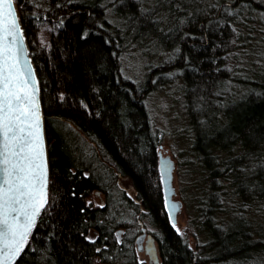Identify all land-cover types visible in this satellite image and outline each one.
Returning a JSON list of instances; mask_svg holds the SVG:
<instances>
[{"label": "trees", "instance_id": "1", "mask_svg": "<svg viewBox=\"0 0 264 264\" xmlns=\"http://www.w3.org/2000/svg\"><path fill=\"white\" fill-rule=\"evenodd\" d=\"M15 1L40 81L50 185L14 264H145L141 222L158 264H264V78L235 70L239 30L264 0L198 11L179 0ZM166 31L176 35L162 49L169 61L128 77L124 54ZM172 70L189 120L195 215L184 229L165 207L162 138L146 105ZM122 177L134 196L118 187Z\"/></svg>", "mask_w": 264, "mask_h": 264}, {"label": "snow or ice", "instance_id": "2", "mask_svg": "<svg viewBox=\"0 0 264 264\" xmlns=\"http://www.w3.org/2000/svg\"><path fill=\"white\" fill-rule=\"evenodd\" d=\"M21 37L13 0H0V264L21 255L47 204L38 89L18 67Z\"/></svg>", "mask_w": 264, "mask_h": 264}, {"label": "rangeland", "instance_id": "3", "mask_svg": "<svg viewBox=\"0 0 264 264\" xmlns=\"http://www.w3.org/2000/svg\"><path fill=\"white\" fill-rule=\"evenodd\" d=\"M179 1L180 5L191 6L198 11L201 9L205 10L211 3L218 0ZM247 15V26L239 30L238 48L235 53V56L239 60L236 61L235 70L240 69V71L239 69L237 70L239 71V75H242V73H246L249 76L262 74L264 78V11L252 10ZM244 36L246 38H243ZM175 38V34L173 35V33L166 31L160 37L162 40H159V44L128 50L123 56V70L125 74L134 80H139L151 68L168 62V58H170L173 52L168 53L162 49L172 43ZM160 53H164L163 56H158ZM167 55H169L168 58ZM235 56L233 57L234 59H236ZM166 74V80L168 79V82L161 83L156 81L147 96L146 105L150 113L152 125L161 135L162 152L169 154L176 164L173 186L177 193L174 199L181 200L183 207L178 214L177 224L175 225L179 229H184L187 228L190 217L195 215L193 192L191 187H188V184L186 186V183L192 180V171L188 168V158H186V153L190 145V136L188 133L189 120L184 102L182 78L178 73L173 72V70ZM118 187L125 190L131 196H134V186L129 177L120 178ZM147 233L151 232L147 229ZM197 235L200 236L199 239H204L201 235ZM88 237L95 238L92 232L88 234ZM144 238L145 246L139 249L140 253L138 255L147 264V257L145 259L146 249H144L147 244V237L145 236ZM191 240L195 243L197 239L195 236H192ZM158 255H160L159 251ZM158 257L159 263L160 256Z\"/></svg>", "mask_w": 264, "mask_h": 264}, {"label": "water", "instance_id": "4", "mask_svg": "<svg viewBox=\"0 0 264 264\" xmlns=\"http://www.w3.org/2000/svg\"><path fill=\"white\" fill-rule=\"evenodd\" d=\"M13 10L16 14V20H17L18 27L20 28L22 32V37L20 38L19 42L16 45V48L18 49V52H17L18 60H19L18 67L20 68L21 72L24 74V78L26 79L29 78L28 74L31 73V77L34 78L35 86L38 89L37 100H38L39 108H40L41 132H42V137L44 141V152H45V160H46V167H47L46 193H47V201H48L49 185H50V161H49V153H48V141H47V135H46L45 116H44L43 104H42V99H41L40 81H39L38 73L36 70V66L30 54V47H29L28 41L24 33L22 21L20 19L18 7H17L15 0H13ZM162 147L163 146H161L159 150L158 162H159L160 177H161L164 196H165V206H166V210L168 212V215L171 221L173 222V224H177L178 214L182 210L183 202L179 199H174V196L177 193L175 187L173 186L174 170H175L176 164L169 154H164L162 152ZM171 205H174L175 207H170ZM43 210L41 211V213L43 212ZM40 215L38 216L37 221ZM34 228L32 229V232ZM141 230L142 232L138 236V242H140L139 241L140 237H145V236L147 237L146 253L150 256L151 264L152 263L158 264L159 255H158L157 241L154 238L152 233H147V229L143 225L142 222H141ZM31 234L29 235L28 240ZM139 249H141L140 246H139ZM15 261H13L12 264H14Z\"/></svg>", "mask_w": 264, "mask_h": 264}, {"label": "flooded vegetation", "instance_id": "5", "mask_svg": "<svg viewBox=\"0 0 264 264\" xmlns=\"http://www.w3.org/2000/svg\"><path fill=\"white\" fill-rule=\"evenodd\" d=\"M139 241H140L139 246H140L141 248L144 247V246H145V238H144V237H140V238H139ZM144 249H146V247H145ZM146 255H148V254L146 253ZM148 257H149V264H151L150 256L148 255ZM152 264H153V263H152Z\"/></svg>", "mask_w": 264, "mask_h": 264}, {"label": "bare ground", "instance_id": "6", "mask_svg": "<svg viewBox=\"0 0 264 264\" xmlns=\"http://www.w3.org/2000/svg\"><path fill=\"white\" fill-rule=\"evenodd\" d=\"M166 207V206H165ZM141 232H142V230H141ZM141 234V233H140ZM137 241H138V238H137ZM138 243H140V242H138Z\"/></svg>", "mask_w": 264, "mask_h": 264}]
</instances>
